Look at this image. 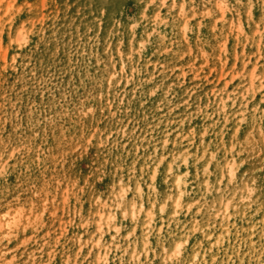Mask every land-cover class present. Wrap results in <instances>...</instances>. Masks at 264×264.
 I'll return each instance as SVG.
<instances>
[{"label":"rangeland","instance_id":"obj_1","mask_svg":"<svg viewBox=\"0 0 264 264\" xmlns=\"http://www.w3.org/2000/svg\"><path fill=\"white\" fill-rule=\"evenodd\" d=\"M0 264H264V0H0Z\"/></svg>","mask_w":264,"mask_h":264}]
</instances>
